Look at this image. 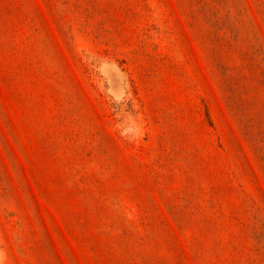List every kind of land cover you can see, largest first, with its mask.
Here are the masks:
<instances>
[{
  "label": "rangeland",
  "instance_id": "obj_1",
  "mask_svg": "<svg viewBox=\"0 0 264 264\" xmlns=\"http://www.w3.org/2000/svg\"><path fill=\"white\" fill-rule=\"evenodd\" d=\"M0 264H264V0H0Z\"/></svg>",
  "mask_w": 264,
  "mask_h": 264
}]
</instances>
